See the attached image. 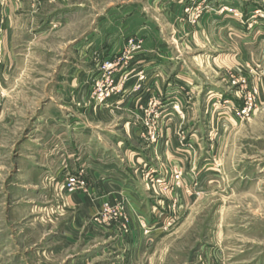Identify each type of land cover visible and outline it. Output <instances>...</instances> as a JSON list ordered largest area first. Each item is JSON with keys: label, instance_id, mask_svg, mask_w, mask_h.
Listing matches in <instances>:
<instances>
[{"label": "rangeland", "instance_id": "obj_1", "mask_svg": "<svg viewBox=\"0 0 264 264\" xmlns=\"http://www.w3.org/2000/svg\"><path fill=\"white\" fill-rule=\"evenodd\" d=\"M18 1L0 264H264V0Z\"/></svg>", "mask_w": 264, "mask_h": 264}, {"label": "crops", "instance_id": "obj_2", "mask_svg": "<svg viewBox=\"0 0 264 264\" xmlns=\"http://www.w3.org/2000/svg\"><path fill=\"white\" fill-rule=\"evenodd\" d=\"M18 1V0H17ZM33 1V0H32ZM19 2V1H18ZM34 2H40V1H37V0H34ZM15 2L14 1H11V2H9V5H8V7H10V8H8V10H13V9H19V7H20V5H18V6H16V4H14ZM30 6H32V8L34 9L32 12H34L35 11V5H30ZM7 9H6V11L4 12L5 13V15H6V20H5V25H8V23H9V21H8V18H9V16H8V14H7ZM31 12V11H30ZM6 32V31H5ZM8 33H9V31H8ZM73 129H75V130H72L73 132L74 131H76L75 133H77L78 132V130H79V128H73ZM77 129V130H76ZM78 137V135H74L73 134V138H77ZM99 161V160H98ZM98 161H96L95 162V160H93V162L96 164V169L98 168V169H100L101 167L99 166V163H98ZM95 169V171L97 172H95V177H97V178H101V177H103V176H101L102 174L100 173L101 171H99L98 169L96 170ZM119 188V187H118ZM133 190V189H132Z\"/></svg>", "mask_w": 264, "mask_h": 264}]
</instances>
